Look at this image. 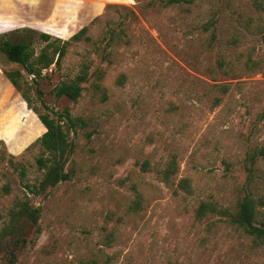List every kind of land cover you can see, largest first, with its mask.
<instances>
[{"label": "rangeland", "instance_id": "374dc122", "mask_svg": "<svg viewBox=\"0 0 264 264\" xmlns=\"http://www.w3.org/2000/svg\"><path fill=\"white\" fill-rule=\"evenodd\" d=\"M262 18L255 0H186L166 7L146 6V0H0V41L27 40L39 50L40 33L68 39L90 24L94 40L110 52L103 60L93 46L76 43L61 67L52 65L38 82L25 73L32 107H68L88 125L72 133V179L29 195L40 207L42 231L15 264L91 258L108 264H264L263 241L217 213L196 216L202 201L234 210L245 195H264V157H257L250 177L246 161L249 151L264 146V38L244 25ZM122 29L126 43L107 42L109 30ZM233 35L239 41L231 46ZM85 55L92 70L103 69L107 98L91 88L94 78L78 100L56 98L54 87L76 75ZM221 55L233 67L229 73L218 68ZM249 56L257 62L253 68L246 65ZM20 68L0 52V153L26 169L22 179L7 159L0 162V230L15 198L26 194L24 184L37 183L43 173L36 164L41 149L33 143L46 129L39 126L36 137L28 130L32 112L38 114L4 74ZM173 155L178 171L175 183L167 184L157 171ZM144 161L150 168H142ZM182 178L190 180V193L177 188ZM6 183L9 193L1 191ZM133 185L143 197L137 212L129 209ZM257 221L264 223V207Z\"/></svg>", "mask_w": 264, "mask_h": 264}, {"label": "trees", "instance_id": "16d2710c", "mask_svg": "<svg viewBox=\"0 0 264 264\" xmlns=\"http://www.w3.org/2000/svg\"><path fill=\"white\" fill-rule=\"evenodd\" d=\"M186 0H146V6H161L166 7L173 4H178ZM255 5L259 11H264V3L255 0ZM93 22V21H92ZM246 29L251 32H257L264 38V18L258 23L251 20L244 21ZM209 26H214V22L209 23ZM211 36L216 38L214 32ZM107 42L113 44L126 43L128 38L125 36L124 29L120 31L109 30L107 32ZM39 39L44 45L37 50L27 40L12 41L3 39L0 41V52H2L9 62L18 64L21 68L14 70H4V74L9 79L11 84L21 92L23 98L27 101L31 109L37 114L32 112L33 118L27 124V128L36 137L37 129L42 127L46 131L33 143L39 145L41 149L40 155L36 158L38 169L42 173L41 179L37 183H25L27 189L26 194L22 197H16L12 207L8 209V219L0 230V259L5 264H15L18 261L19 254L27 246L32 245L39 237L42 229L40 226V207L32 203L30 194L33 196H40L46 194L51 188L55 187L61 182L72 179L73 171L68 169L67 164L76 149V142L72 138V133L77 134L79 129L88 125V120L84 117L74 116L70 109L67 107L62 111H53L47 104L43 102V106L48 109V112H40L36 107L31 106V97L27 90L24 89L26 82L25 73L32 75V81L44 77V71L55 65L57 68L61 67L62 60L65 58L70 47L76 43H86L94 47L103 60H109L110 52L105 47L94 40L90 34L89 26H84L75 32L68 39L55 37L49 33H40ZM238 37L233 35L227 40L231 46L237 44ZM218 68L223 72L229 73L233 70L232 65L224 56H219ZM257 64L251 56L246 60V65L253 68ZM93 63L87 55H85L80 63L79 70L73 78L63 80L58 83L54 89L53 94L56 98L66 97L70 100H78L86 84L94 78L91 83L93 91L99 95L102 100L107 98L106 88L101 83L103 77V69L92 70ZM24 71V72H23ZM125 76L122 75L119 82L124 81ZM223 90L226 91V86ZM6 99H10V89H6ZM40 119V120H39ZM90 137V133H87ZM258 156L264 157V146L255 148L247 153L246 161L250 165L247 166L249 177L254 171V165ZM12 166L23 179L26 174V169L20 163H15L12 156H7L5 151L0 153V162L5 161ZM142 168H150V163L144 161ZM178 171L176 156L166 163V165L157 171L159 178L167 183L174 184V175ZM178 189L190 193L192 191L191 182L188 178H182L178 181ZM1 191L9 193L11 187L9 183L3 185ZM134 197L130 203V211L137 212L143 207V197L138 191L137 187L133 185ZM177 192V190H174ZM264 207V195L254 197L252 195H245L238 201L234 210L222 207L212 201H202L196 210L198 218L205 217L209 212L217 213L224 217L230 224L241 227L249 235L255 236L257 239L264 242V223L258 224L257 214L258 208ZM3 215L0 213V218ZM110 236V235H108ZM110 258V257H109ZM0 260V261H1ZM81 264H108V260L103 262L98 258H91L83 261Z\"/></svg>", "mask_w": 264, "mask_h": 264}]
</instances>
